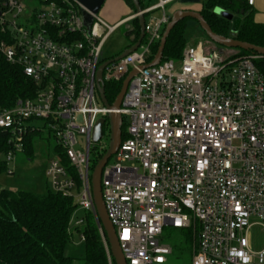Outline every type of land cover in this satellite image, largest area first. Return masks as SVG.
I'll use <instances>...</instances> for the list:
<instances>
[{"label": "built area", "instance_id": "2783aa9c", "mask_svg": "<svg viewBox=\"0 0 264 264\" xmlns=\"http://www.w3.org/2000/svg\"><path fill=\"white\" fill-rule=\"evenodd\" d=\"M165 4L143 8L140 46L104 68L103 83L138 69L120 109H109L98 89L102 49L133 16L109 25L79 0H0V58L19 66L36 87L33 97L0 104V133L10 147L0 160L8 165L24 152L30 133L47 130L56 140L46 171L51 189L78 197L98 219L92 146L107 151L104 125L98 141L93 135L99 119L120 113L126 133L101 184L127 263L174 264L173 246L162 239L173 227L197 235L190 264H264V245L255 249L251 240L255 227L264 232V72L256 64L263 56L208 51L198 42L178 61L140 69L171 19ZM159 8L161 16L153 15ZM83 11L93 18L90 27ZM84 224V217L72 222L82 241Z\"/></svg>", "mask_w": 264, "mask_h": 264}, {"label": "trees", "instance_id": "16d2710c", "mask_svg": "<svg viewBox=\"0 0 264 264\" xmlns=\"http://www.w3.org/2000/svg\"><path fill=\"white\" fill-rule=\"evenodd\" d=\"M135 10L131 0H125ZM152 0H140L143 8L150 5ZM221 7L234 14L242 16V23L235 38L264 46V24L254 19L253 6H249L246 0H206L200 10L210 28L217 34L231 36V23L224 17L215 13V8ZM136 11V10H135ZM191 18L179 20L172 28L164 49L163 60L182 58L184 49L188 46V29ZM133 26L127 33L130 47L140 37L139 19H133ZM201 28V27H200ZM202 30V28H201ZM207 39L209 37L202 30ZM210 40V39H209ZM211 41V40H210ZM217 47H221L218 44ZM159 47V42L151 46V62ZM241 55L256 54L251 50L237 49ZM123 51V50H122ZM111 58V57H110ZM106 58L104 60H107ZM257 66L264 72V56L256 61ZM122 81H108L104 83L105 96L110 105H113L122 87ZM36 93L33 82L24 75L22 69L0 58V104L3 107L12 106L19 98H30ZM122 136L126 133V124L121 127ZM38 133H30L25 141L24 151L28 156H33L32 139ZM7 138L0 133V151L9 149ZM59 151V150H58ZM106 151H104L105 153ZM104 153H97L92 160V168ZM62 161L70 173L74 176L78 188L81 181L75 173V169L69 164L67 158L60 153ZM9 169L7 163L0 160V173ZM78 203L71 195L56 192L49 186L43 193L11 190L0 187V264H73L74 258L67 255L66 248L73 232L71 222L73 214L78 209ZM84 217V264H115L111 256L110 246L104 232L101 221L95 218L91 212H86ZM75 231L78 228L72 227ZM102 228L105 240L100 233ZM171 230L172 246L177 256H183L185 251L191 252L196 243L197 235L192 229ZM175 229V230H174Z\"/></svg>", "mask_w": 264, "mask_h": 264}, {"label": "water", "instance_id": "95a60500", "mask_svg": "<svg viewBox=\"0 0 264 264\" xmlns=\"http://www.w3.org/2000/svg\"><path fill=\"white\" fill-rule=\"evenodd\" d=\"M86 8H88L91 12L98 14L101 10L102 6L104 5L106 0H79ZM135 6L136 10V17L139 19L140 24V37L137 40L135 44H133L130 47L125 48L123 51H121L119 54H117L115 57H112L105 62H103L98 70V77H99V93L101 96V99L106 107L109 109H120L122 105V101L124 98V95L128 89L129 83L131 79L138 74V69H133L128 73V75L124 78L122 82L121 90L114 102L113 105H110L107 101V98L105 96V90H104V83H103V70L106 67L107 64H109L112 61H118L125 57L126 55L133 53L141 44L145 37V14L143 12V7L140 3V0H131ZM182 3H199L200 0H181ZM215 13L226 18L230 23V32L231 36H223L215 33L208 23L206 22L204 16L201 14L200 11L192 10V9H179L176 10L169 21V23L165 26V29L162 33V37L159 42V47L157 49V52L154 55V58L151 62L141 65L140 69H145L148 67H153L158 65L163 60V54L164 49L166 45L167 38L172 30V28L175 26V24L184 18H191L195 19L199 26L202 28V30L206 33V35L209 37V39L221 46L220 48H228V49H243V50H251L255 52L258 55L264 56V46L255 45L253 43L242 41L237 38H235V34L239 31V28L242 23V16L238 14H234L230 11H227L221 7L215 8ZM84 13V22L87 26H91L93 22L92 16L87 13L86 11H83ZM109 123H110V145L107 151L104 153V155L98 160L96 165L93 168L92 172V191L94 196V202L97 210L98 217L101 221V224L103 226L104 232L106 234L109 246H110V252L111 256L113 257L115 264H128L124 253L121 249L117 233L115 230L114 225L110 221L106 208L105 203L103 200V194H102V171L106 163L108 162L109 158L116 154L119 145L121 143L122 139V131L121 127L123 124L122 117L120 113L110 112L108 114ZM104 119H99L97 122L95 131H94V141H98L102 136V125L104 123Z\"/></svg>", "mask_w": 264, "mask_h": 264}, {"label": "rangeland", "instance_id": "374dc122", "mask_svg": "<svg viewBox=\"0 0 264 264\" xmlns=\"http://www.w3.org/2000/svg\"><path fill=\"white\" fill-rule=\"evenodd\" d=\"M179 1L180 0H177L178 3ZM205 1L206 0H200L199 4H191L190 6L197 7L202 5ZM106 5L107 3L105 2L98 15L107 24L114 25L117 20H111L104 14ZM189 24L190 27L187 33L188 45L202 42L208 51L220 50L229 54L236 53L241 55L240 51L237 49L217 47L214 42L205 37L198 22L195 19H190ZM132 26L133 22H127L112 33V35L104 44L102 49V58H110L125 49L129 43L127 33L130 31ZM35 124L37 126L43 127L42 121H36ZM103 125L104 135L102 137V142L104 143L105 148L108 149L110 145V123L108 116ZM78 139L80 142H83L85 138L84 136L78 135ZM32 146L33 156H28L25 151L17 152L14 159L8 164L9 169L0 173L1 188L37 193L45 192L48 186L51 188L50 180L46 174V171L50 160L55 157L56 140L52 135L49 136L47 130L44 129L42 133H38L33 137ZM92 147V160L96 157L97 153H104V151H100L98 144L94 143ZM115 162L116 156L114 154L109 158V164H113ZM75 200L77 203L79 202L78 197H75ZM85 214L86 211L78 206L77 211L73 214L72 222L76 219V217H83ZM72 227L73 226H71V231L73 232V236L70 242L67 244L66 253L75 259L73 264H84V242L81 240L79 233ZM171 230L173 229L166 228L164 237L162 239L172 244L171 237L173 236V232ZM251 240L254 243L253 247L255 249H260L263 247L264 232L260 227H255L252 230ZM191 260L192 255L191 252L188 251H185L183 256H177L176 252L170 256V262L174 264H190Z\"/></svg>", "mask_w": 264, "mask_h": 264}, {"label": "crops", "instance_id": "0c3cea01", "mask_svg": "<svg viewBox=\"0 0 264 264\" xmlns=\"http://www.w3.org/2000/svg\"><path fill=\"white\" fill-rule=\"evenodd\" d=\"M159 1L160 0H152L150 5L156 4ZM164 1H166L164 11L170 17L176 10H179V9H192V10L200 11L202 8V5L197 6V7L190 6L191 4H199V3H182L181 0L179 1V3L177 2V0H164ZM105 2L107 3L104 9L105 16H107L111 20H117L116 23L133 16V18H131L128 21L129 23V22H132L133 19L136 17L135 16L136 11L133 10V8L125 0H106ZM252 9L254 10L255 21L258 23L264 24V0H255V5L253 6ZM162 13H163L162 8H159L153 12V15L161 16ZM116 55L112 57H115Z\"/></svg>", "mask_w": 264, "mask_h": 264}]
</instances>
